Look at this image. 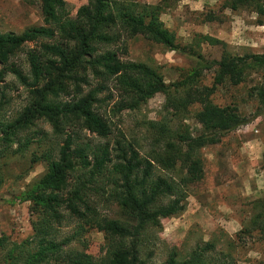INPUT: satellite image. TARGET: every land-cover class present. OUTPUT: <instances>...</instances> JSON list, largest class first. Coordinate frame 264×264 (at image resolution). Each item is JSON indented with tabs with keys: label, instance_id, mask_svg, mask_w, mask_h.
Masks as SVG:
<instances>
[{
	"label": "rangeland",
	"instance_id": "rangeland-1",
	"mask_svg": "<svg viewBox=\"0 0 264 264\" xmlns=\"http://www.w3.org/2000/svg\"><path fill=\"white\" fill-rule=\"evenodd\" d=\"M63 1V5L56 9L57 16L63 21L76 20L78 10L89 4V0ZM229 1L110 2L113 7L122 3L131 5L137 14L148 15L157 7L155 14L161 27L171 32L175 43L180 46L176 52L168 51L141 34L130 36L123 28L122 31L115 28L112 31L119 33V37L114 35V42L98 47L100 52L112 51L122 62L149 66L162 77L171 93L155 94L137 109L130 110L122 107L121 92L116 88L115 81L107 84V90L97 96L93 108L112 131V140H107L112 162L116 156L112 153L115 146L113 140L119 139L121 133L141 157L152 161L154 177L178 178L179 163L177 170L168 171L157 164L158 155L164 154L168 142L175 139L173 143H177L176 133L183 135L188 132L191 136L201 134V126L194 119L201 105L197 101L190 104L185 112H175L167 104L168 96L176 99L185 95L186 91H182L188 90L190 85L196 92V89L211 88L217 69L213 63L220 61L224 53L232 56L264 54V25L258 24L257 15L251 9L244 7L233 10ZM34 27H51L55 34L49 42H62L59 32L44 22L38 0H0V34L18 35ZM39 43L38 40L23 43L21 52L7 63L28 74L26 53ZM8 68L0 62V137L3 125L13 122L30 102L27 89L17 83ZM195 72L199 76L190 79L192 84L188 81L179 90L174 86L175 83H183L188 75ZM263 80V70H251L246 66L244 80L239 84L232 85L225 81L217 85L210 97L212 103L236 109L244 124L222 135L217 144L207 145L198 151L203 162L202 179L180 188L184 191L183 211L161 219L159 227L148 230L147 238L144 235L140 258L151 254L147 264H162L171 255L179 261H187L191 251L205 245L212 246L204 254L205 264H264V231L254 225L258 213L254 203L264 202V108L253 92L254 87ZM95 86V81H90L88 86L81 84L83 95ZM68 95L71 92L66 93L62 101L69 100ZM108 95L111 99L102 103ZM159 124H164L168 132L156 136ZM150 125H155L156 131H152ZM25 142H28V146L22 149ZM69 143L70 159L78 161L79 150L87 146L90 150V146L97 147L103 142L72 121L68 122L58 142L53 141L51 127L44 120L36 121L32 129L15 137L9 147L0 141V239L3 238L0 264H24L25 258L35 251L34 225L37 214L31 207L27 192L48 174L44 152L54 150L56 154L59 148ZM91 194L97 213L106 219H126L120 215L115 204L105 200L103 191ZM63 214L51 239L58 245L64 240L69 241L61 245L63 251L85 252L92 264H100L107 242L103 232L89 227L93 224L80 227L74 216L65 210Z\"/></svg>",
	"mask_w": 264,
	"mask_h": 264
},
{
	"label": "trees",
	"instance_id": "trees-1",
	"mask_svg": "<svg viewBox=\"0 0 264 264\" xmlns=\"http://www.w3.org/2000/svg\"><path fill=\"white\" fill-rule=\"evenodd\" d=\"M38 1L44 22L59 32L62 42H49L55 34L51 27L29 28L18 35L0 34V62L9 67V73L27 89L30 98L29 105L19 116L9 125H3L0 141L9 147L15 137L32 129L36 121L44 120L51 127L53 141L58 142L68 122L72 121L103 143L97 147L90 146V150L89 146L79 150L78 161L70 159V143L59 148L56 154L54 150L51 153L44 152L48 174L27 192L31 207L37 214L34 225L36 249L25 258L24 264H92L85 252L63 251L61 245L69 241L64 240L58 245L51 239L54 228L63 219L64 210L75 217L80 227L93 224L89 227L103 232L107 242L100 264H147L151 254L140 258L144 235L147 238L148 230L159 227L161 219L183 211L184 191L180 188L202 179L203 162L198 151L207 145L217 144L222 135L244 124V119L237 114L236 109L213 104L211 95L217 85L225 81L232 85L242 82L246 66L264 72V54L232 56L224 53L220 61L213 63L217 69L211 88L205 87L201 91L196 89V92L190 85L188 90L182 91H186L185 95L176 99L168 96L167 104L175 112H185L190 104L199 101L201 109L194 114V119L200 124L202 132L198 136H191L188 132L183 135L176 133L177 143H173L175 139L168 142L164 154L158 155L157 164L160 167L168 171L179 168L178 178L154 177L152 161L141 157L121 133L119 139L113 140L115 146L112 153L116 156L112 162L107 142L111 139L112 131L93 108V103L99 94L107 90V84L112 80L121 92L124 109H137L142 102L158 93L169 95L170 87L149 66L122 62L112 51H98L99 46L114 42V35L119 37V33L112 31L115 28L119 31L123 28L130 36L141 34L168 51H178L180 46L175 43L174 35L161 27L155 14L158 8L152 9L148 15L137 14L131 5L122 3L113 7L110 4L112 0H89L87 6L78 10L76 20L63 21L56 14L63 0ZM229 2L233 10L244 7L251 9L257 15L258 24L264 25L263 0ZM111 9L116 11L112 12ZM36 40L41 42L39 46L35 45V49L26 53L28 74L14 64L7 63L21 52L23 43ZM198 76L199 73L195 72L188 75L183 83H175L174 86L179 90L190 79ZM90 81H95L96 86L84 96L81 84L88 86ZM70 92V99L62 101V97ZM253 92L264 108V80L254 87ZM109 99L111 96L108 95L102 103ZM149 128L152 131L157 129L155 125ZM158 129L156 136L168 132L164 124H159ZM23 145L22 149H26L28 142ZM98 191H103L105 200L119 208L125 220L106 219L97 213L90 196H93L92 192ZM254 208L258 212L254 225L264 231V202H255ZM2 245L3 238L0 239V247ZM211 249L210 245L201 249L197 247L191 251L187 261H179L171 255L162 264H205L204 254Z\"/></svg>",
	"mask_w": 264,
	"mask_h": 264
}]
</instances>
